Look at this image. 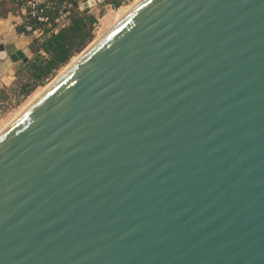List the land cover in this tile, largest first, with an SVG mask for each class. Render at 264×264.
Wrapping results in <instances>:
<instances>
[{"label":"water","instance_id":"water-1","mask_svg":"<svg viewBox=\"0 0 264 264\" xmlns=\"http://www.w3.org/2000/svg\"><path fill=\"white\" fill-rule=\"evenodd\" d=\"M0 264H264V0H139L17 115Z\"/></svg>","mask_w":264,"mask_h":264},{"label":"trees","instance_id":"trees-1","mask_svg":"<svg viewBox=\"0 0 264 264\" xmlns=\"http://www.w3.org/2000/svg\"><path fill=\"white\" fill-rule=\"evenodd\" d=\"M11 1L17 7H27L28 0ZM122 1L108 0V3H113L119 7ZM81 2V0H46L38 7V15L47 16V23L39 22L37 16L30 13L25 14L20 30L29 35L25 25L30 24L34 28L43 29L46 35L41 39H34L32 48L35 56L22 63V78L25 81L18 91V95L26 96L37 86L43 85L91 41L97 18L94 14L89 13V8L82 9ZM3 3L4 0H1V9ZM63 17L69 20L68 24L59 31L49 34L50 30L57 26Z\"/></svg>","mask_w":264,"mask_h":264},{"label":"rangeland","instance_id":"rangeland-1","mask_svg":"<svg viewBox=\"0 0 264 264\" xmlns=\"http://www.w3.org/2000/svg\"><path fill=\"white\" fill-rule=\"evenodd\" d=\"M82 2L84 0H81ZM100 6L99 4L89 6V13L95 15L96 22L93 27V38L91 41L78 53H76L68 63L58 69L52 77H50L43 85L37 86L30 94L23 96L18 95L23 82L22 78V61L13 64L12 72L7 75H2L3 80L0 87V132L3 130L17 115H19L29 104L34 97L42 93L51 82L55 81L74 59L80 57L81 54L96 40L97 37L108 31L117 21H119L139 0H123L119 7L113 8V3H108ZM81 2V5H82ZM35 52H29V58H33ZM73 64V63H72ZM5 77V78H4ZM45 88V89H44Z\"/></svg>","mask_w":264,"mask_h":264},{"label":"crops","instance_id":"crops-1","mask_svg":"<svg viewBox=\"0 0 264 264\" xmlns=\"http://www.w3.org/2000/svg\"><path fill=\"white\" fill-rule=\"evenodd\" d=\"M3 4L0 10V44L5 46L8 53L22 49L29 57V52H34L32 48L34 38L20 30L27 9L24 6L17 7L11 0H4ZM12 69L13 64L9 66L6 60H0V84L3 80L1 76L7 75Z\"/></svg>","mask_w":264,"mask_h":264},{"label":"built area","instance_id":"built-area-1","mask_svg":"<svg viewBox=\"0 0 264 264\" xmlns=\"http://www.w3.org/2000/svg\"><path fill=\"white\" fill-rule=\"evenodd\" d=\"M1 1V0H0ZM46 0H28L27 2V11L26 14L30 13L34 16H37V19L39 22L41 23H47L48 22V17L42 14L38 15V7L45 3ZM85 1V0H84ZM83 1V2H84ZM82 2V4H83ZM0 10H1V6H0ZM69 20H67L66 18H62L59 22L58 25L53 27L49 34L52 32H57L59 31L62 27L66 26L68 24ZM25 29L27 31V33L33 37L34 39H41L43 38V36L46 35L45 31L43 29L40 28H34L32 25L30 24H26L25 25ZM43 54H45L44 52H42Z\"/></svg>","mask_w":264,"mask_h":264},{"label":"bare ground","instance_id":"bare-ground-1","mask_svg":"<svg viewBox=\"0 0 264 264\" xmlns=\"http://www.w3.org/2000/svg\"><path fill=\"white\" fill-rule=\"evenodd\" d=\"M136 3H137V2H136ZM136 3H135V4H136ZM101 36H102V35H101ZM101 36H100V37H101ZM100 37H97L96 40L99 39ZM96 40H95V41H96ZM95 41H93L92 44H93ZM92 44H91V45H92ZM91 45H90V46H91ZM90 46H89V47H90ZM89 47H88V48H89ZM88 48H87V49H88ZM87 49H86V50H87ZM86 50H85V51H86ZM85 51H84V52H85ZM84 52H83V53H84ZM81 55H82V54H81ZM81 55H80V56H81ZM78 58H79V57H78ZM78 58H76V59H74V60H77ZM74 62H75V61H72L69 65H67V68H68L72 63H74ZM55 80H56V79H55ZM53 82H54V81H53ZM53 82H51V84H52ZM47 87H48V86H47ZM44 89H45V88H44ZM40 94H41V93H40ZM38 95H39V94H38ZM36 97H37V96H36ZM36 97H34V99H35ZM34 99H33V100H34ZM31 102H32V101H31ZM28 104H30V103H28ZM13 119H14V118H13ZM1 131H2V130H1Z\"/></svg>","mask_w":264,"mask_h":264}]
</instances>
